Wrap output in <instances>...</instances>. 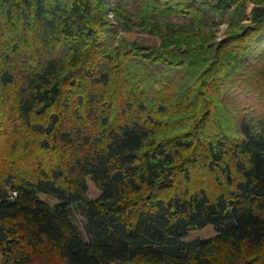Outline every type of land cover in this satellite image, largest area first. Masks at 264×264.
<instances>
[{"label": "trees", "instance_id": "obj_1", "mask_svg": "<svg viewBox=\"0 0 264 264\" xmlns=\"http://www.w3.org/2000/svg\"><path fill=\"white\" fill-rule=\"evenodd\" d=\"M0 264H264V0H0Z\"/></svg>", "mask_w": 264, "mask_h": 264}, {"label": "rangeland", "instance_id": "obj_2", "mask_svg": "<svg viewBox=\"0 0 264 264\" xmlns=\"http://www.w3.org/2000/svg\"><path fill=\"white\" fill-rule=\"evenodd\" d=\"M110 15L112 16V14H110ZM225 27H226L225 23H222L219 25L220 30L218 31V35H220V36L223 35V31H224ZM119 36L126 37L130 40H138V41L146 42V43H157V42H159V39L157 37H155L154 35H151L147 31H143L141 29H133V30L125 31V32H120ZM87 182H88V186H89V190H88L89 197H91V198L97 197L100 193L99 188L96 186V184L94 183V181L90 177L87 178ZM42 197L46 198L48 200L51 199L46 195H42ZM73 216H74L75 221L84 230V228H83L84 217L81 214L80 210L76 206L73 207ZM215 232L216 231H215L214 227L212 225H208L202 229L191 230L186 239L191 240L194 238H205V237H208V236L215 234Z\"/></svg>", "mask_w": 264, "mask_h": 264}]
</instances>
